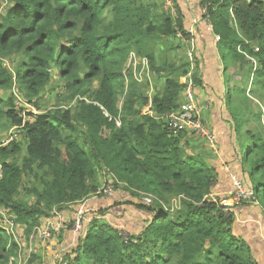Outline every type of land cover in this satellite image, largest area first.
<instances>
[{
	"label": "trees",
	"instance_id": "obj_1",
	"mask_svg": "<svg viewBox=\"0 0 264 264\" xmlns=\"http://www.w3.org/2000/svg\"><path fill=\"white\" fill-rule=\"evenodd\" d=\"M171 2L175 17L144 0H0V209L28 241L52 213L106 198L97 194L99 173L106 172L113 191L136 199L114 207L133 206L152 217L124 240L102 219L112 207L98 210L77 247L56 264H258L249 244L234 235L235 206L211 197L215 168L188 154L187 133H173L164 119L184 99L182 78L190 75L194 89L204 87L196 58L178 62L190 34L178 1ZM197 5L220 38L235 132L259 124L246 131L256 146L248 173L253 203L264 213V0ZM131 53L147 59L149 79L133 78ZM54 72L64 82L56 100L67 108L43 110ZM26 105L38 112H25ZM18 254L0 225V264H16L11 258Z\"/></svg>",
	"mask_w": 264,
	"mask_h": 264
},
{
	"label": "crops",
	"instance_id": "obj_2",
	"mask_svg": "<svg viewBox=\"0 0 264 264\" xmlns=\"http://www.w3.org/2000/svg\"><path fill=\"white\" fill-rule=\"evenodd\" d=\"M177 1L182 8L180 1ZM193 2L191 12L182 8L186 30L193 26L191 24L194 20H198L194 27L193 44L188 45L187 52H191L192 58H196L199 62V73L204 87L194 89V94L198 104L204 107L202 116L204 124L217 137V148L216 151H212L202 139L196 135H194L195 137H190L189 135L193 134L187 133L185 134L186 149H190L189 140H198L203 145L204 148L199 149L203 155L198 152H187L190 155H198L207 164L215 168L218 174V182L213 189L211 197L219 199L221 203L230 202L232 201L230 199L232 191L231 175H235L249 188H251V181L248 167L244 163L245 159L242 155L239 134L235 132V125L225 106L227 99L226 84L223 75V64L217 49V40L211 27L202 18L203 14L197 5L198 0ZM125 201L134 202L136 199L127 198ZM117 202H120V200L115 197H106V199L90 198L88 201L69 206L59 212L57 217L44 219L45 221L43 220L42 222L44 226L49 220L63 223L62 229L56 233L58 240H52L50 245L58 246L56 251H60V255L72 252L77 247L80 238L86 233L85 229L87 231L94 213L111 207L112 209H110L109 213L102 218L104 221L115 229L126 232L129 236L140 234L146 224L152 220L151 215L137 210L133 206L122 205L114 207ZM234 211L236 213V220L233 225L234 234L249 244L257 263L264 264V230L258 228L249 218L239 219L237 210ZM79 213H83L84 218L82 231L75 230V223ZM69 222L71 223L70 225H68ZM60 234H62V240L59 239ZM48 250L50 249L48 248ZM48 254L54 256L56 252L49 251Z\"/></svg>",
	"mask_w": 264,
	"mask_h": 264
},
{
	"label": "rangeland",
	"instance_id": "obj_3",
	"mask_svg": "<svg viewBox=\"0 0 264 264\" xmlns=\"http://www.w3.org/2000/svg\"><path fill=\"white\" fill-rule=\"evenodd\" d=\"M179 1H180L182 8L185 11L188 10L189 12H191L194 0H179ZM144 3H149L150 5H155V8L158 9V12H160V13L161 12H165V13L169 12V14H171L173 17H175L174 8H173L171 0H150V1L144 0ZM201 12H202V14H204L203 10H201ZM197 21H198L197 19L194 20L191 25H193V27H195V25L197 24ZM193 39H194V33L190 34V37L188 39V43H192ZM178 40H180V39H178ZM163 43H167V44L173 45V46L177 45L176 42L171 40V39H164ZM163 48H164V45L162 43H160L159 49H163ZM187 51H188V45H187V43H183L182 49L178 50V52H177L178 56L180 57L178 62L182 61V60L191 62V60L193 59V58L190 59L191 58V52H187ZM167 52L168 51H166V53ZM174 54H175L174 52L168 53V55L170 57H172ZM159 55H160V53H159ZM136 56H137V54H136ZM136 58L138 61L141 59H144V58H140L139 56H137ZM191 63L193 64V62H191ZM53 75L55 78H54L52 84H50L47 87L46 92H44V99L42 100L43 101V105H42L43 110L49 109V108H51L57 104H60V106L63 109L67 108V106L64 105L62 101L56 100L57 93L64 92L63 91L64 90V82L58 76H56L55 72L53 73ZM132 76H133V74H132ZM224 78H225V84H226L225 89H226V96H227L229 86L227 85V81H226L225 76H224ZM128 83H129V77L126 76L125 89H128L127 88ZM162 83L163 82L161 81L160 84L155 85V82H153V88L155 86L160 87ZM181 83L182 84L186 83L184 78L181 79ZM96 88H97V84H96ZM183 100L184 99H182V101ZM24 109H25V112H36V113L38 112L36 108H34L32 106H28V105H26ZM147 111H148V108H146L144 110L145 113ZM257 125H259V124L258 123L249 124V125H246V126L239 128V130H238L239 138L241 140L242 155H243L245 161H246V159H248L247 162H245L248 169H250L254 166V147L253 146H255V145H254V140H252L248 137L246 131L249 129H252L253 131L256 130ZM15 130L16 129H11L9 131V133L14 132ZM106 133H108V132H106ZM189 136L195 137L194 135H189ZM7 137H8L7 135L3 136L4 141L8 139ZM189 143H190V149L188 148L187 151L198 152L201 155H203V153L200 152L199 149H203L204 147L202 144H200L198 142V140H189ZM250 145H251V148H250ZM261 177H262L261 174L257 177L253 176L254 182L258 183L259 178H261ZM98 179L100 182L99 189H103V188L107 189L106 186L113 185V183H114L113 177L109 173H106V172H100ZM98 197L99 196H97L95 198L101 199ZM112 197L118 198L121 202H125V199L131 198L128 194H125V193H123V191H120V190H118V191L114 190L113 194L109 198H112ZM243 200L245 202H243L242 204H239V206H237V207L233 204L232 201L222 202L221 204L223 206H227L230 208L235 206L234 210H237L239 219L244 218V217L249 218L253 221L252 222L253 224L257 225L258 228L264 230V213H263L261 207L257 204L254 205V203L249 201V199H243ZM117 203H119V202H117ZM71 205H75V204H70L67 207H69ZM70 224L71 223L69 222L68 225H70ZM0 225L2 227H4L11 235H13L14 240L19 245L18 256L11 258V260H15L13 263H16V264H56L57 261H60L62 256L60 255V251H56L58 246L50 245V242L52 240H58L57 234H54L52 239L50 241L46 242L45 237L43 236V233L40 232L43 228L41 226H39L40 229L38 230V232L36 234H32L30 236V239L27 241L25 238V235H24V230L20 227L13 226L10 218L8 216H6L5 211H3L1 209H0ZM122 236L127 238L129 236V234L122 231ZM59 239H61V238L59 237ZM47 247L50 250H48ZM49 251H55L56 255L50 256L48 254ZM32 256L36 257L33 259V261L31 260Z\"/></svg>",
	"mask_w": 264,
	"mask_h": 264
},
{
	"label": "built area",
	"instance_id": "obj_4",
	"mask_svg": "<svg viewBox=\"0 0 264 264\" xmlns=\"http://www.w3.org/2000/svg\"><path fill=\"white\" fill-rule=\"evenodd\" d=\"M194 32H195L194 27L191 26V28L188 29V33L193 34ZM215 38L217 41L220 39L219 37L216 36ZM193 41L192 43H188V41H186V43L187 45L193 44ZM136 57L137 56L135 53H131L128 66L132 68L135 80L138 82H142L145 79V77L149 79V64L147 59L144 58L138 61ZM190 59H192V53ZM184 79L186 83H188V87L186 88V91L184 93V100L182 101L180 108L177 111L168 113L164 117V119L173 133L185 132L196 135L197 137L202 139L212 151H216L217 137L215 133L204 124L202 118L204 107L200 106L195 98L194 87L190 80V75H188ZM147 112L152 114L150 112V109H148ZM1 177L2 175L0 172V178ZM231 182H232V191L230 193V199L233 201L235 206H239V204L245 202L243 199H249V201L251 202L254 201L253 190L245 186L244 183L241 180H239V178H237L235 175H231ZM106 187L107 189L105 188L99 189L97 194L98 195L104 194L105 196L110 197L113 194V187L111 185H108ZM143 201L147 204H150L152 203V197L146 196L143 199ZM57 216L58 213L54 212L52 213V216L50 218ZM83 221H84L83 213H79L75 223V230L82 231ZM41 227L43 229L40 232L43 233L46 242H48L50 241V239H52L53 232H59L62 229L63 223L61 221L54 222L49 220L45 224V226L41 225ZM39 229L40 227L37 228L33 234H36ZM123 239L128 240V237L127 238L123 237ZM59 262H61V259Z\"/></svg>",
	"mask_w": 264,
	"mask_h": 264
}]
</instances>
